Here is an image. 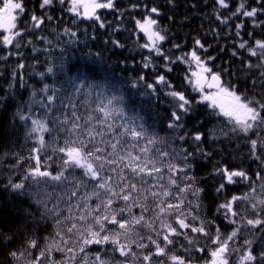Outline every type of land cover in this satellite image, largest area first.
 Returning <instances> with one entry per match:
<instances>
[{
  "label": "trees",
  "instance_id": "obj_1",
  "mask_svg": "<svg viewBox=\"0 0 264 264\" xmlns=\"http://www.w3.org/2000/svg\"><path fill=\"white\" fill-rule=\"evenodd\" d=\"M22 2L24 13L18 20V28L26 30L22 36L16 38L21 47L0 45V57H7L0 59V264H29L41 250H45V256L40 259V264H63L64 253L56 251L55 247L50 255L47 252L49 244L66 247L61 236L56 235L57 232L65 238L70 237L67 247H73L79 253L78 232L83 231L84 222L64 218L77 217L81 214L75 207L71 212L68 211V206L69 203L75 205L84 189L78 192L77 197L69 200L67 194L73 190L71 184L49 183L47 192L52 193V196L47 199V208L52 209L53 212L58 209L59 216H56L52 212L45 214L43 204L39 203L40 200L46 199L43 183L36 186L31 179L25 180L28 170L35 166V160L29 157L35 155L31 149L37 145L35 137L29 139L26 136V126L16 118V111L18 105L30 100L33 90L37 91V99H39V89L44 84L57 88L63 85L59 94L60 99L66 103H75V110L83 118L89 114L100 118L102 114L95 110L100 100L106 103L108 96L121 97L118 106L123 107L129 115L137 113L144 117V125L150 136L157 138L155 144H148L147 139L142 140L141 148L147 147L149 151L146 155L162 165L171 162L182 166L183 161L176 156V152L186 150L192 153L193 155L189 157V163L192 165L190 174L195 178V185L203 189L200 193L199 215L206 221L204 227L209 231V237L215 235L218 227L223 240L235 227L217 211L218 206L230 200L233 195L248 194V200L237 201L233 207L241 215L246 214L248 218H255L250 204L255 203L257 198H264V190L260 187L262 181H256L255 192H251L250 189L252 181L256 180V172L259 171L264 176V167L261 166L260 161L251 158L250 145L246 144L245 140L259 141L264 137V131H261V137L250 133L249 137L220 136L219 139H213L209 130H216L219 136L220 129L227 130L225 118L212 115L211 109L206 106L207 102L196 103L200 99V93L194 91L193 86L185 79L186 76L192 78L191 71L196 70L195 64L189 66L177 58L190 53L195 48L201 60L205 61L213 72L221 74L222 82L226 86L234 85L236 92L242 97L264 102V84H261L259 75L262 69L245 67L248 62L253 65L259 63V56L252 57L246 48H239V44L244 41L248 42L249 47L254 46L256 40L264 41V0H225L228 4L227 8L220 7L217 0H171V2L170 0H115L114 9L97 10L100 21L76 17L67 10L69 7L66 8L54 1L53 5L45 9V13L46 11L54 13L51 16L52 20L46 19L39 29L32 28L31 18L28 16L30 9L39 6V0H22ZM241 3L245 5L242 11L256 8V16L246 17L242 14L233 16L232 13L236 12ZM133 5L139 7L134 8ZM152 7L159 10V15L150 12ZM145 16L157 20L156 28L166 36L164 41L158 42V46L164 55L175 61L174 63H169L154 52L150 54L149 50L143 47L149 42L145 33L138 29L136 21H143ZM217 16L221 19L227 18V23H222ZM101 21L105 25L103 28L99 26ZM237 25L242 27L238 29ZM65 29L71 31L66 33ZM71 32H75L76 35L72 36ZM237 32L239 35L236 34ZM197 39L207 51L195 45ZM174 45L180 47L176 48ZM234 51L235 56L232 54ZM150 55L149 67L145 68V58ZM209 57L215 59L209 60ZM20 64L24 67L20 68ZM61 64L65 69L77 64L87 66L91 70L90 75L93 79L86 81L84 88L87 89L88 83H102L104 96L97 100L95 94L88 96L84 90L73 95L66 81L75 73L69 72L65 75L60 71ZM50 67L53 68L52 73L47 71ZM168 67L171 71L167 70ZM224 69H227V73H224ZM159 75H164L173 89L184 92L185 96L193 101L194 109L190 115L182 118L183 127L179 130L167 127L174 109L171 97L167 95L170 89L164 83H157ZM253 80L256 81L255 84ZM150 84L154 85V89L148 88ZM57 106L59 107V100ZM72 110L69 107L64 109V112L70 116ZM35 115L43 116V109L37 108ZM196 133L204 134L199 142L193 140ZM44 135L46 144L50 146L40 153L41 170L47 169L55 175L61 168L63 154L53 152L52 136L48 133ZM180 136H185V139L180 140L178 138ZM59 144L60 141L57 140L55 146ZM198 147L202 152L197 150ZM163 151H168L169 156L161 157L160 153ZM258 154L264 158V152L258 151ZM48 156H51V159H47ZM18 159L19 164H17ZM224 166L230 170L243 169L251 179L239 182L240 178L237 177L235 178L237 183L226 184L223 192L217 194L216 188L221 183V177L216 174L215 169ZM65 175L68 173L66 172ZM75 175L80 177L81 170L76 169ZM167 178L165 169L161 183L166 184ZM177 178L179 179V176ZM9 180L13 183L24 182L28 191L24 195L13 193L10 188L5 187ZM188 199L193 198L189 195ZM95 203L96 200L93 198L90 204ZM148 204L150 207L154 206L151 199ZM133 211L139 213L141 210L134 208ZM153 216L154 213L151 211L145 213L146 219ZM58 218L63 219V223L56 224ZM261 218H264V211H261ZM187 222L193 226L200 224V220L189 219ZM73 223L78 227L73 229L72 233H68L67 229ZM174 226L178 231H186L190 237H195L198 243L189 246L183 235L173 237L174 243L166 249V256L153 257L154 260H165L166 264H172L168 257L173 254L191 261V264H206L211 260L210 251L217 245L211 244L209 237L192 233L190 229L180 230L175 224ZM155 227L159 228V221L156 222ZM261 227L264 228V225ZM138 230L145 237L148 235L155 237L153 232L143 227L138 226ZM253 231L256 233L255 237L251 235ZM29 239L37 241L36 247L30 249L31 255L26 252L19 261H14L8 254L26 249ZM245 239L253 240L252 253L258 257L257 264H259V253L261 248H264V235L261 234L260 229L252 230L250 226L247 229L241 227L239 236L234 241H229V264H238L246 247L243 244ZM143 242L150 244L147 239ZM99 247L92 245L86 249V252L91 257ZM107 247L109 246L105 245V248ZM195 247L204 248V251H195ZM187 248L192 250L185 251ZM235 248H239L240 251H232ZM133 250L137 253L142 251L135 245ZM152 250H155L154 246ZM143 251L147 252V249ZM84 255L79 253L75 264H82L81 257ZM116 258L127 259L128 264H138L131 256L120 257L117 253ZM67 264L73 262L68 261Z\"/></svg>",
  "mask_w": 264,
  "mask_h": 264
},
{
  "label": "snow or ice",
  "instance_id": "obj_2",
  "mask_svg": "<svg viewBox=\"0 0 264 264\" xmlns=\"http://www.w3.org/2000/svg\"><path fill=\"white\" fill-rule=\"evenodd\" d=\"M65 2L66 0H58L61 5ZM53 3L54 0H42L40 7L45 9ZM68 3L71 5L67 9L69 12L81 16L83 19H94L96 21H100L97 10L115 8V0H68ZM217 3L222 8L228 7L225 0H217ZM133 7H139V5H133ZM244 8V3H241L232 15L256 16V8H252L250 11H242ZM150 12L159 15V10L156 7H152ZM23 13L22 0H19V2L17 0H0V45L4 47H21L16 38L22 36L26 30L18 28L17 25V21ZM46 18L49 21L52 20L51 16ZM217 19L221 20L222 23H227V18L221 19L217 16ZM31 22L33 29H39L44 24L45 17H37L33 14ZM136 25L148 38L149 43L144 44L143 47L147 48L150 54L154 52L157 56L169 61V63L175 62L171 57L164 55L158 46V42L164 41L166 36L162 35L161 30L156 28V19L145 16L143 21L137 20ZM99 26L103 28L105 25L101 21ZM240 27L242 25H237L238 29ZM70 31L65 29L66 33ZM236 34L239 35V32ZM71 35L75 36L76 33L71 32ZM14 41L16 42L14 43ZM195 45L207 51L200 40H195ZM174 47L179 48L180 45H174ZM239 48H246L252 57L259 56V63L253 65L248 62L245 67L261 68L259 75L261 84H264V41L256 40L254 46L250 47L248 42L244 41L239 44ZM232 54L235 56L236 52L234 51ZM0 59H7V57H0ZM177 59L189 64V66L195 64L196 70L191 71L192 78L186 76L185 79L193 86L194 91L200 93V99L196 103L207 102L206 106L211 109L212 115L225 118L224 123L227 130L220 129L219 136L216 130H209V134L213 139H219L220 136L231 138V136L242 135L249 137L250 133L261 137V131H264V102L242 97L236 92L234 85L231 87L226 86L222 82L221 74L213 72L207 66V63L201 60L195 48L190 53H186ZM208 59L214 60L215 57H209ZM150 61L151 55L145 58V68L149 67ZM19 67L23 68L24 65L20 64ZM167 70L171 71V68L168 67ZM47 71L52 73L53 68L50 67ZM60 71L64 72L65 75L69 72L75 73L74 76H69L66 81L73 95L84 90L88 96L95 94L97 100L104 96V85L102 83H88L87 89L84 88L85 82L93 79L90 75L91 70L87 66L77 64L65 69L61 64ZM224 73H227V69H224ZM157 83H164L170 89L167 95L171 97L174 110L167 127L179 130L183 127L182 118L190 115L194 109L193 101L188 99L184 92L173 89L164 75L157 77ZM255 83L256 81L253 80V84ZM62 87L63 85H61ZM61 88L44 84L39 89V99H37V91L33 90L30 100L17 106L16 118L24 122L26 136L29 139L35 137L37 146L31 149L35 155L29 157L35 160V166L28 170L25 180L31 179L36 186L43 183L46 199L40 200L39 203L43 204L45 214L52 212L53 215L59 216L58 209L53 212L52 209L47 208V199L52 196V193L47 192L49 183L53 185L71 184L73 190L70 191V194H67L69 200L72 197H77L78 192L84 189L75 205L69 203L68 206V211L71 212L75 207L81 214L77 217L64 218L78 219L84 222L83 231L78 232L80 238L79 253L85 254L81 257L82 264H128L127 259H117V253L120 257L127 258L131 256L132 260L138 262V264H166L165 260H154L153 257L166 256V249L174 243L173 237L183 235L189 246L198 243L196 238L190 237L186 231H178L174 224L178 225L180 230L190 229L192 233L209 237V231L204 227L206 221L199 215L200 193L203 189L195 185V178L190 174L192 165L189 163V157L193 154L186 150L176 152V156L183 161L181 166L171 162L160 164L156 159L146 155L149 151L147 147L141 148L139 153H134L132 149L142 140L147 139L148 144L157 143V138L150 136L148 129L145 127L144 117L137 113L127 114L123 107L118 106L121 97L111 95L106 98V103L100 100L95 109L102 114L100 118H95L91 114L83 118L75 110V103H66L60 99ZM148 88L154 89V85L150 84ZM97 90L99 91L97 92ZM58 100L59 107L57 106ZM69 107L73 109L70 116L64 112V109ZM37 108L43 109V116L37 117L35 115ZM117 121L120 123L117 124ZM49 124H51V127H49ZM45 133L52 136V151L63 154L61 168L55 175L47 169L41 170L40 153L50 146L46 144ZM185 136L178 138L184 140ZM203 136V133H196L193 140L199 142ZM57 140L60 141L59 146H55ZM245 143L250 145L251 158L260 161L261 166L264 167V158L258 154V151L264 152V137H261L259 141L248 139L245 140ZM197 150L202 152L199 147ZM160 155L166 158L169 156V152L163 151ZM47 159H51V156H48ZM19 162L18 159L17 164ZM76 169L81 170L82 175L80 177L75 175ZM165 169L168 177L166 184L161 183L164 179ZM66 172L68 175H65ZM215 172L221 177V183L216 188L217 194L223 192L226 184L237 183L238 181L235 179L237 177L240 178L239 182L251 179L243 169L230 170L224 166L215 169ZM257 180L262 181L260 187L264 190V176L258 171L256 172V180L252 181L251 192L256 191L255 184ZM5 187L10 188L17 195H24L28 191L24 182L13 183L9 180ZM189 195L193 199L189 200ZM93 198L96 200L94 205L90 204ZM149 199L154 202V206H149ZM248 199L247 193L243 196L233 195L230 200L218 206L217 211L235 227L223 240L218 227L215 235L209 237L210 243L217 245V247L210 251L211 260L206 264H229V241H234L239 236L241 227L247 229L250 226L252 230L260 229L261 234L264 235V228L261 227L264 225V218H261V211H264V198H257L255 203L250 204L251 211L255 213V218H248L246 214L241 215L233 207L237 201ZM56 207L54 206V208ZM134 208H139L141 211L135 213ZM150 211L154 213V216L146 219L145 213ZM236 217L239 219H234ZM189 219L193 221L200 220V224L193 226L187 222ZM157 221H159V228L155 227ZM61 223H63V219L58 218L56 224ZM138 226L153 232L155 237L153 235L145 237L138 230ZM77 227V224L73 223L67 229L68 233H72L73 229ZM56 235L61 236L66 247L62 248L59 244H49L47 246L48 254L50 255L53 247H55L56 251L65 254L63 264H67L68 261L75 264L79 253L73 247H67L70 237L65 238L60 232H57ZM251 235L255 237V231ZM145 239L150 244L144 243ZM162 244L163 246H161ZM243 244L246 247L238 264H257L258 257L253 255L251 248L253 240L245 239ZM36 245L37 241L35 239H29L26 249L20 252L12 251L8 255L14 261H19L25 256L26 252L31 255L30 249L35 248ZM92 245L100 247L90 257L86 249ZM105 245L109 247L105 248ZM133 245L142 251L137 253L133 250ZM152 246H154V251ZM181 247H184V245H181ZM145 249H147V252L143 251ZM191 250V248L185 249V251ZM194 250L203 252L204 248L195 247ZM232 251L238 252L240 249L235 248ZM44 256L45 250H41L39 255L29 264H40V259ZM168 259L171 260L172 264H191V261H186L183 257L174 254ZM259 264H264V248H261L259 253Z\"/></svg>",
  "mask_w": 264,
  "mask_h": 264
},
{
  "label": "bare ground",
  "instance_id": "obj_3",
  "mask_svg": "<svg viewBox=\"0 0 264 264\" xmlns=\"http://www.w3.org/2000/svg\"><path fill=\"white\" fill-rule=\"evenodd\" d=\"M66 8L69 6V4L67 3V1L65 2V4H63ZM71 13V12H70ZM35 14L38 17V8H32L29 10L28 12V16L31 18V16ZM45 17L47 16H52L54 13L52 11L48 12L46 11V13H43ZM78 17V16H76ZM42 26V25H41ZM36 60V59H35Z\"/></svg>",
  "mask_w": 264,
  "mask_h": 264
},
{
  "label": "flooded vegetation",
  "instance_id": "obj_4",
  "mask_svg": "<svg viewBox=\"0 0 264 264\" xmlns=\"http://www.w3.org/2000/svg\"><path fill=\"white\" fill-rule=\"evenodd\" d=\"M56 3H58V0H54ZM17 2H19V0H17ZM41 2H42V0H39V6L38 7H35V8H38V17H41V16H44V14L43 13H45V9H41V7H40V4H41ZM55 3V4H56ZM45 17V16H44ZM47 18L45 17V20H46Z\"/></svg>",
  "mask_w": 264,
  "mask_h": 264
},
{
  "label": "rangeland",
  "instance_id": "obj_5",
  "mask_svg": "<svg viewBox=\"0 0 264 264\" xmlns=\"http://www.w3.org/2000/svg\"><path fill=\"white\" fill-rule=\"evenodd\" d=\"M68 3V0H66ZM69 4V3H68ZM71 5L69 4L68 7H70ZM82 11V10H81ZM73 14V13H72ZM81 17V16H80ZM17 25H18V21H17ZM147 37V36H146ZM148 39V38H147ZM149 42V41H148ZM117 123H119V121H117ZM142 144L141 141L139 142V144L136 145V147L134 149H132L134 151V153H139V150L141 149Z\"/></svg>",
  "mask_w": 264,
  "mask_h": 264
}]
</instances>
